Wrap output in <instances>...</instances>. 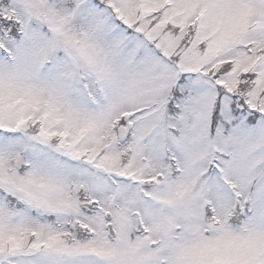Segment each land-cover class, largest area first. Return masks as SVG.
Masks as SVG:
<instances>
[{
    "label": "snow or ice",
    "instance_id": "1",
    "mask_svg": "<svg viewBox=\"0 0 264 264\" xmlns=\"http://www.w3.org/2000/svg\"><path fill=\"white\" fill-rule=\"evenodd\" d=\"M0 264H264V0H0Z\"/></svg>",
    "mask_w": 264,
    "mask_h": 264
}]
</instances>
